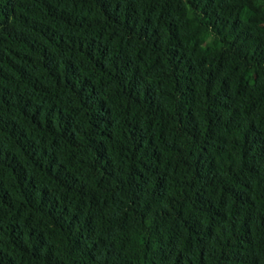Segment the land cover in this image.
<instances>
[{
    "label": "trees",
    "instance_id": "1",
    "mask_svg": "<svg viewBox=\"0 0 264 264\" xmlns=\"http://www.w3.org/2000/svg\"><path fill=\"white\" fill-rule=\"evenodd\" d=\"M0 264H264V0H0Z\"/></svg>",
    "mask_w": 264,
    "mask_h": 264
}]
</instances>
